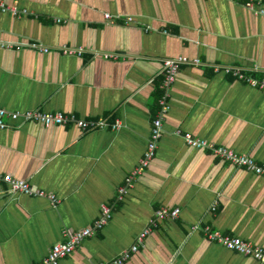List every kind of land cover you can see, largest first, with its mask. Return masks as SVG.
Here are the masks:
<instances>
[{"label":"crops","instance_id":"crops-1","mask_svg":"<svg viewBox=\"0 0 264 264\" xmlns=\"http://www.w3.org/2000/svg\"><path fill=\"white\" fill-rule=\"evenodd\" d=\"M0 3L28 11H0V108L120 123L84 131L19 119L0 129V175L60 200L54 206L0 184V264H39L67 232L92 226L104 204L114 206L112 220L59 264L111 262L147 228L150 235L125 264H260L210 241L204 230L264 249V177L189 146L183 136L228 147L264 167V91L215 71L234 66L263 78L264 15L245 0ZM108 14L121 19L112 24ZM61 46L84 47L87 54L63 57L55 51ZM180 57L201 65L182 67L162 116L163 61ZM160 117L155 157L119 200ZM163 209L180 214L157 219Z\"/></svg>","mask_w":264,"mask_h":264},{"label":"built area","instance_id":"built-area-1","mask_svg":"<svg viewBox=\"0 0 264 264\" xmlns=\"http://www.w3.org/2000/svg\"><path fill=\"white\" fill-rule=\"evenodd\" d=\"M245 4L248 8L255 10L257 13H261L264 15V8H261L260 0H245ZM260 8V10L258 9ZM0 11L8 12L13 15H21L28 14L27 10H20L15 6H8L4 3H0ZM107 20L110 23H116L117 20H120V17H114L110 14L106 15ZM128 22H132V19H128ZM2 49H4V45H0ZM9 49V46H7ZM29 49L33 51H37L43 54L49 53L47 47H43L40 43H29ZM63 57H84L87 52L84 47H70V46H61L55 50ZM94 58L103 57L105 59H116L118 55L116 54H93ZM185 65H201L199 60L191 61L186 57H180L175 59H165L163 61V114L167 110L168 99L170 95V88L173 83L176 82L180 71ZM221 69L225 73L233 74L237 80L244 82L254 89H259L264 91V76L259 79L255 77V72L252 70H247L240 67L234 66H219L215 68V71L218 73ZM24 120L25 122H39L46 126L50 125H61L66 126L69 124L80 127L84 131H94L99 129H104L109 126L113 128H117L120 126L119 122L110 123L108 119H85L80 118L76 114H69L65 112H45L40 109H28L26 111H18V112H9L5 109L0 108V129H5L10 127V121L16 120ZM162 117L157 119L152 127L151 135L147 144V148L145 150L144 156L142 157L140 164L138 167L132 172L131 176L127 178V185L125 187H121L119 189V200H124L130 187L133 185L135 179L141 175L145 169H147L151 162L153 161L157 148L159 146V141L162 137ZM184 139L186 143L197 149H209L212 150L213 153L221 159L231 163L233 166L238 167L240 169H244L247 172L253 173L257 176L264 177V167L259 166L255 163L251 157L240 155L236 151L229 149L225 146H216L206 140L196 138L191 134H185ZM0 184H5L9 187L10 193L14 195H28L32 197L39 198H48L52 205L56 206L60 203V200L54 196L47 194L45 191L40 189H36L32 187L27 181L17 180L9 175H0ZM180 214L179 209H175L172 211H167L165 209L159 211L156 214V218L164 219V218H177ZM114 215V206L111 204L102 205L101 216L98 220L94 222V224L88 228L78 230L77 232H67L65 234V240L60 243H57L53 246L52 250L48 253V255L39 263V264H59L60 260L65 258L66 256H70L74 251L78 249L82 243L93 236L96 235L97 232L102 231L112 220ZM151 225H156L155 220L151 221ZM198 229L197 226L193 227V231ZM207 238L212 241L223 245L229 251L236 252L245 257H251L255 259L260 264H264V249L256 247L249 242L241 240V238L230 237L226 235H222L219 232L211 231L209 228L204 230ZM151 233V228H147L142 231L137 239V243L134 244L130 250L124 251L121 255L113 259L111 262L102 263V264H125L127 261L131 259L133 254L138 253L139 248L145 242L147 237Z\"/></svg>","mask_w":264,"mask_h":264}]
</instances>
